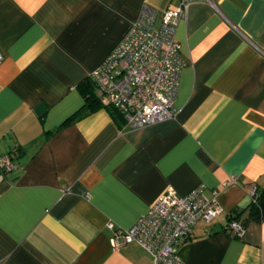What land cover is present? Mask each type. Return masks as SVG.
<instances>
[{
  "label": "crops",
  "instance_id": "crops-1",
  "mask_svg": "<svg viewBox=\"0 0 264 264\" xmlns=\"http://www.w3.org/2000/svg\"><path fill=\"white\" fill-rule=\"evenodd\" d=\"M143 3L155 22L181 10L182 65L173 116L129 127L78 84ZM0 53V154L15 152L0 171V264H152L136 241L112 247L106 223L128 228L198 183L221 211L179 239L183 264H264V216L226 228L245 186L264 185V0H0Z\"/></svg>",
  "mask_w": 264,
  "mask_h": 264
},
{
  "label": "built area",
  "instance_id": "built-area-1",
  "mask_svg": "<svg viewBox=\"0 0 264 264\" xmlns=\"http://www.w3.org/2000/svg\"><path fill=\"white\" fill-rule=\"evenodd\" d=\"M180 12L179 8L164 10L155 22V9L143 3L123 36L87 74L98 103L113 108L129 127L174 114L172 103L182 60L173 29ZM14 155V151L0 154V171L13 169ZM245 189L250 196L255 186L248 183ZM216 194L203 183L180 196L165 192L128 228L107 222L110 245L116 247L133 240L150 254L152 264H183L177 252L179 239L189 233L195 221L207 223L220 213ZM226 228L238 235L243 231L235 220H229Z\"/></svg>",
  "mask_w": 264,
  "mask_h": 264
},
{
  "label": "trees",
  "instance_id": "trees-1",
  "mask_svg": "<svg viewBox=\"0 0 264 264\" xmlns=\"http://www.w3.org/2000/svg\"><path fill=\"white\" fill-rule=\"evenodd\" d=\"M78 89L86 105L89 106L93 104H99L97 101V93L95 87L88 77H85L81 81V83L78 84ZM105 107H108L115 111L109 106ZM240 213V211L235 210L230 213L229 218H231L232 220H236L239 225L243 226V228L248 220L258 221L264 216V185L259 188L255 186L253 193L249 196L245 215L239 218ZM233 234L235 233L233 232Z\"/></svg>",
  "mask_w": 264,
  "mask_h": 264
}]
</instances>
